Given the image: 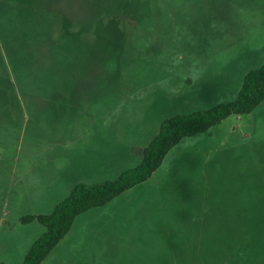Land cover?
Masks as SVG:
<instances>
[{
    "label": "rangeland",
    "instance_id": "rangeland-1",
    "mask_svg": "<svg viewBox=\"0 0 264 264\" xmlns=\"http://www.w3.org/2000/svg\"><path fill=\"white\" fill-rule=\"evenodd\" d=\"M0 3L16 6L13 21L43 7L94 20L54 63L46 48L38 58L13 45L6 54L15 94L0 81V263L24 262L45 229L21 219L52 213L74 187L69 173L117 180L141 163L164 120L235 101L264 65V0ZM154 3L157 17L148 15ZM113 10L140 18L124 23ZM46 22L36 21L40 30ZM257 208L264 213V102L183 140L150 180L78 217L43 264H264L263 233L243 242L224 234L252 228L235 220Z\"/></svg>",
    "mask_w": 264,
    "mask_h": 264
},
{
    "label": "trees",
    "instance_id": "trees-1",
    "mask_svg": "<svg viewBox=\"0 0 264 264\" xmlns=\"http://www.w3.org/2000/svg\"><path fill=\"white\" fill-rule=\"evenodd\" d=\"M0 8V39L2 42L1 45L5 46L4 48L6 49L5 54L0 50V67L2 68V71L0 72V81L1 83L4 81L10 83V94L12 95L15 94V86L13 83L14 78L10 75L6 66V64H8L7 55H13L16 49H26L28 52L32 51V54L35 51V58H38L44 51V48H46L50 51V62L54 63L56 62V53L58 51L66 49L69 51L65 54H71L70 50H72L78 35L83 31H89L92 29L94 22L91 13H88L89 16L86 18L87 20H84L86 22L81 20L75 21L66 11L57 10L54 12L53 8L50 9L48 7H43L41 12L37 11L34 13L28 8L26 9L28 12L23 16L24 18L21 21H13V18L17 13L16 6L13 3H0ZM113 11L116 12L115 19L122 20L124 23L140 18L138 17L137 10L131 14H123L117 10ZM149 12V16H156L157 7L155 6V3L149 8ZM10 14L12 15V20L3 21V19ZM57 14L59 15V18L56 20L55 18L57 17H54V15ZM103 15L104 12H102L101 9L98 14V20L102 21L103 19L100 18H104ZM47 17L48 19H46ZM39 18L47 21L45 24H42L44 25L42 28L43 31L40 30L36 23ZM52 20L59 21L56 30H49L47 27V23L50 27L49 23ZM28 26L30 29L32 28L31 31L37 30L40 34L41 37L39 42L31 41L30 31L26 30V27ZM12 45L15 48L14 51H10ZM48 56L49 54H47V57ZM25 58L27 59L28 64L33 62L31 61V55L25 56ZM17 77H20V79ZM20 80H22L21 76H17L16 74V82H20ZM263 102L264 65L256 70H252L245 76L242 88L235 101L219 104L212 109L198 111L187 115L177 114L164 120L156 137L145 148L142 161L137 167L124 171L117 180L105 181L98 184H76L70 195L57 204L52 213L28 215L21 219L23 224L37 222L45 229L43 235L30 248L22 264H43L50 254L70 233L78 217L95 208L108 205L129 190L150 180L151 177L162 167L171 150L183 140L209 132L213 127L221 124L232 115L245 116L252 114ZM248 204H251V202L247 199H242L240 207L246 208ZM258 208L257 213H251L250 215L243 214L241 219L235 220V222H240L242 225L250 224L252 225V228L241 227L239 231H235V229L234 231L233 229L226 230L224 231L225 239L231 241L234 240L235 242H243L250 239L254 232L259 235L263 233L261 237L259 236V240L263 241L264 213L262 212V209L261 211H258Z\"/></svg>",
    "mask_w": 264,
    "mask_h": 264
},
{
    "label": "crops",
    "instance_id": "crops-1",
    "mask_svg": "<svg viewBox=\"0 0 264 264\" xmlns=\"http://www.w3.org/2000/svg\"><path fill=\"white\" fill-rule=\"evenodd\" d=\"M62 172H63V171H62ZM62 172H61V173H62ZM63 173H64V172H63ZM69 176H70L69 179L73 182L74 187H75L76 184H79V183H84V184H98V183H102V182H105V181H106V180H105V181L96 182V183H88V182H84L83 180L79 181V179H76L77 177L74 178L72 173H69ZM72 179H73V180H72ZM107 181H108V180H107ZM74 187H73V189H74ZM73 189H72V190H73ZM71 192H72V191H71Z\"/></svg>",
    "mask_w": 264,
    "mask_h": 264
}]
</instances>
